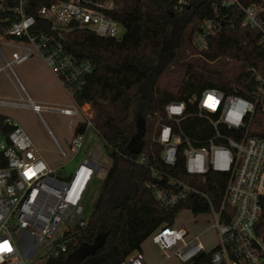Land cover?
<instances>
[{"label": "built area", "instance_id": "1", "mask_svg": "<svg viewBox=\"0 0 264 264\" xmlns=\"http://www.w3.org/2000/svg\"><path fill=\"white\" fill-rule=\"evenodd\" d=\"M180 4H185L179 0ZM237 6L244 13L243 27L259 31L264 51V12L257 7L242 8L236 0H223L222 6ZM116 6L101 0H0V76L5 74L18 94L17 100L0 97V109L31 110L39 119L42 112H54L69 118L72 132L68 151L71 159L84 157L72 174L61 175L49 168L38 150L9 116L0 125V155L5 166L0 168V264H45L67 250L75 228L85 227L83 197L93 179L100 176L98 144L84 150L88 137L97 140L94 113L87 103L77 104L73 94L84 86L93 67L88 60L67 53L62 42L73 30H87L100 38L120 39L124 28L109 15ZM220 31L218 24L205 21L194 37L200 49H206L210 36ZM37 54L67 94L72 103L42 104L31 99L13 68ZM256 81L251 100L226 96L216 89L200 93L194 102L197 117H205L214 129H247L260 104L264 112V73L250 70ZM174 109H176L174 111ZM185 110L183 103L171 102L164 108L168 120L177 122ZM204 114L216 116L213 120ZM57 154L67 153L49 131ZM217 138L220 136L216 133ZM154 141L162 147L161 160L175 163L182 140L167 124H160ZM186 172L203 175L209 170L230 173L220 207L216 210L209 199L206 214L212 218L210 228L217 235L216 244L207 249L201 242L205 231L193 233L185 228L162 226L151 235V242L162 252L164 259L176 258L181 264H264V241L255 231L264 201V139L248 137L245 133L237 142L226 139L225 144L214 140L208 146L195 148L184 140ZM141 163L143 160L140 161ZM157 181L161 177L156 176ZM156 202L173 207L186 199L190 191L185 185L170 180L166 187L158 182L149 185ZM232 209L226 223L220 221L225 208ZM117 264H146L141 252H133Z\"/></svg>", "mask_w": 264, "mask_h": 264}, {"label": "trees", "instance_id": "2", "mask_svg": "<svg viewBox=\"0 0 264 264\" xmlns=\"http://www.w3.org/2000/svg\"><path fill=\"white\" fill-rule=\"evenodd\" d=\"M116 8L113 20L124 28L120 39L100 38L87 30L65 33L64 50L88 60L92 73L73 94L77 104L91 106L94 126L111 160L98 190L87 224L73 230L66 252L45 264H117L159 227L172 226L177 214L208 211L206 199L217 210L230 173L209 170L203 175L186 172L183 150L187 139L195 148L210 140L225 144L248 137L264 139V112L259 104L247 129H214L205 117H197L195 98L207 89L251 100L256 81L250 70L264 73V51L258 30L243 27V11L222 6L223 0H101ZM242 8L264 12V0H236ZM205 21L219 25L206 49L194 43ZM183 103V115L168 120L164 108ZM216 120V116L204 114ZM4 117L0 116V120ZM160 124H167L180 136L176 161L167 166L161 160L162 147L155 141ZM9 129L2 124L0 133ZM219 133L217 138L216 133ZM135 141L131 149V143ZM143 160L141 163L140 161ZM0 155V168L5 166ZM161 177V181L156 180ZM173 180L190 191L173 207L160 206L149 185L166 187ZM232 209L225 208L220 221L226 223ZM256 234L264 241V201ZM82 247L89 250L80 254Z\"/></svg>", "mask_w": 264, "mask_h": 264}, {"label": "rangeland", "instance_id": "3", "mask_svg": "<svg viewBox=\"0 0 264 264\" xmlns=\"http://www.w3.org/2000/svg\"><path fill=\"white\" fill-rule=\"evenodd\" d=\"M124 34V30H120L118 38ZM14 73L20 80L25 91L32 100L42 104H51L54 106L71 104V97L63 89L58 79L52 74L50 69L45 65L43 60L34 54L24 63L13 68ZM0 96L8 97L11 100H17L18 94L15 91L8 77L3 74L0 76ZM0 112L15 120L25 132L32 145L38 150L43 162L51 169H57L63 174H72L76 166L81 162L84 155L81 154L75 159H71L68 151L69 142L72 132L68 127L69 118L54 112H42L41 119L31 110L23 109H0ZM51 132L58 144L67 153V158H61L54 147V144L47 132ZM98 144L96 153L98 165L101 168L100 176L93 179L87 192L85 193L81 205L83 206V218L88 219L92 212V206L96 200L99 187L102 182V175L106 172L111 160L106 153L104 143L101 139L94 140L88 137L84 150ZM212 218L206 214H193L190 211H180L173 223V227L185 228L193 233L205 231L201 237L202 244L207 248H212L218 238L214 229L210 228ZM88 247H82L80 254L88 251ZM140 252L144 257L146 264H181L176 258L164 259L162 252L156 245L151 242V238H147L140 245Z\"/></svg>", "mask_w": 264, "mask_h": 264}, {"label": "water", "instance_id": "4", "mask_svg": "<svg viewBox=\"0 0 264 264\" xmlns=\"http://www.w3.org/2000/svg\"><path fill=\"white\" fill-rule=\"evenodd\" d=\"M134 145H135V141H133V142L131 143V146H130L131 149L134 147ZM78 257H79V256H76L75 258H72V259H71V263H72V264H75V263H76V258H78Z\"/></svg>", "mask_w": 264, "mask_h": 264}, {"label": "crops", "instance_id": "5", "mask_svg": "<svg viewBox=\"0 0 264 264\" xmlns=\"http://www.w3.org/2000/svg\"><path fill=\"white\" fill-rule=\"evenodd\" d=\"M1 97V96H0ZM8 98V97H7ZM37 102V101H36ZM46 128V127H45ZM47 129V128H46ZM47 132H49V130L47 129ZM104 175H105V172L103 173V175H102V179H103V177H104Z\"/></svg>", "mask_w": 264, "mask_h": 264}, {"label": "snow or ice", "instance_id": "6", "mask_svg": "<svg viewBox=\"0 0 264 264\" xmlns=\"http://www.w3.org/2000/svg\"><path fill=\"white\" fill-rule=\"evenodd\" d=\"M176 109H174V111H175Z\"/></svg>", "mask_w": 264, "mask_h": 264}]
</instances>
